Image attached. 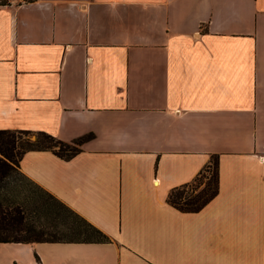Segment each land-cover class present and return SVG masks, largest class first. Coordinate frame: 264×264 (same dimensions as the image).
<instances>
[{"label": "crops", "instance_id": "crops-1", "mask_svg": "<svg viewBox=\"0 0 264 264\" xmlns=\"http://www.w3.org/2000/svg\"><path fill=\"white\" fill-rule=\"evenodd\" d=\"M0 128L78 141L18 168L109 238L0 241L25 264H264V0H0Z\"/></svg>", "mask_w": 264, "mask_h": 264}, {"label": "trees", "instance_id": "trees-1", "mask_svg": "<svg viewBox=\"0 0 264 264\" xmlns=\"http://www.w3.org/2000/svg\"><path fill=\"white\" fill-rule=\"evenodd\" d=\"M78 141H63L43 130L21 128H0V241H105L108 236L86 221L75 211L28 179L18 168V160L28 148H47L56 155L68 158L78 150ZM22 179L57 203L64 211H56L49 225L52 229L38 226L34 218H29L27 210L31 207L35 218L41 201L25 192ZM205 178L199 186V177ZM13 182V183H12ZM217 155L212 154L209 161L195 177L185 183L171 187L166 200L182 211H197L216 192ZM72 215L73 217H71Z\"/></svg>", "mask_w": 264, "mask_h": 264}, {"label": "rangeland", "instance_id": "rangeland-1", "mask_svg": "<svg viewBox=\"0 0 264 264\" xmlns=\"http://www.w3.org/2000/svg\"><path fill=\"white\" fill-rule=\"evenodd\" d=\"M17 176L18 173H16ZM20 177V176H19ZM21 180L22 177H20ZM205 180L202 176L199 177L200 184L199 186L202 185V181ZM24 185L23 187L26 189V193H30L34 197H38L39 200L41 201V206L39 209V212L36 214L38 215L37 218H35L33 212L31 211V207H29L27 210V215L29 218H34L35 221L38 223V226L44 228V229H52V226L49 225V222L51 221V216L58 210L62 214L64 211L59 205H57L56 202L51 200L45 192L42 190L36 188L34 185H30L26 183L24 180ZM13 183V182H12ZM65 212V211H64ZM73 217L72 215H70ZM47 245H53L56 244L54 242H48L44 243ZM24 254L20 252L18 249L13 246V244L9 243H0V264H25L24 262Z\"/></svg>", "mask_w": 264, "mask_h": 264}, {"label": "built area", "instance_id": "built-area-1", "mask_svg": "<svg viewBox=\"0 0 264 264\" xmlns=\"http://www.w3.org/2000/svg\"><path fill=\"white\" fill-rule=\"evenodd\" d=\"M7 1L10 2V3H17V2H22L24 0H7Z\"/></svg>", "mask_w": 264, "mask_h": 264}]
</instances>
